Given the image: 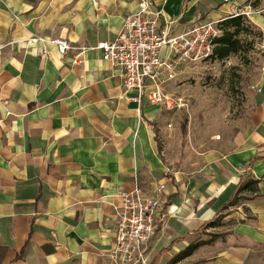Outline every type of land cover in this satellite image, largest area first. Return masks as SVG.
Masks as SVG:
<instances>
[{
  "label": "crops",
  "instance_id": "crops-1",
  "mask_svg": "<svg viewBox=\"0 0 264 264\" xmlns=\"http://www.w3.org/2000/svg\"><path fill=\"white\" fill-rule=\"evenodd\" d=\"M49 2L0 0V264H109L122 194L138 184L155 195L158 183L164 217L149 264H264V159L248 164L264 156V63L242 128L208 140L186 173L160 154L159 106L128 101L118 68L94 48L115 39L136 0H78L75 19ZM153 2L181 31L249 0ZM258 9L251 18L264 32V2ZM55 38L74 48L60 54ZM246 174L258 180L248 213L206 238Z\"/></svg>",
  "mask_w": 264,
  "mask_h": 264
},
{
  "label": "built area",
  "instance_id": "built-area-1",
  "mask_svg": "<svg viewBox=\"0 0 264 264\" xmlns=\"http://www.w3.org/2000/svg\"><path fill=\"white\" fill-rule=\"evenodd\" d=\"M254 12L258 10L249 2L230 16ZM225 18L192 23L175 31L163 20L153 0H136L135 8L124 16L115 39L98 41L94 48L100 51L103 61L118 68L128 101L138 106L146 101L173 109L180 106V98L162 88L191 64L209 59L222 34L220 22ZM42 39L38 36L31 41ZM51 42L60 54L74 48L65 38ZM79 54L74 56L73 63L78 61ZM163 188L164 183H158L156 194L151 195L134 184L122 194L121 203L115 207L116 232L108 254L109 264H149V242L164 217L160 214L159 200Z\"/></svg>",
  "mask_w": 264,
  "mask_h": 264
},
{
  "label": "rangeland",
  "instance_id": "rangeland-1",
  "mask_svg": "<svg viewBox=\"0 0 264 264\" xmlns=\"http://www.w3.org/2000/svg\"><path fill=\"white\" fill-rule=\"evenodd\" d=\"M77 1L50 0L49 6L61 9L66 14L62 16L75 19ZM249 2L252 4L254 0ZM261 2L264 0H259V4ZM259 4L253 7L261 12ZM251 15H243L248 28L239 35L238 52L224 59H206L191 64L162 88L181 100L180 106L173 109L156 108L157 118L152 121L160 154L164 159L168 158L171 167L186 173L192 171L201 164L202 151L208 140L222 142L225 135L244 125L252 109V94L264 63V32ZM247 194L240 193L234 204L219 215L214 225L209 226V232H204L206 238L225 234L243 213H248V199L242 197Z\"/></svg>",
  "mask_w": 264,
  "mask_h": 264
},
{
  "label": "trees",
  "instance_id": "trees-1",
  "mask_svg": "<svg viewBox=\"0 0 264 264\" xmlns=\"http://www.w3.org/2000/svg\"><path fill=\"white\" fill-rule=\"evenodd\" d=\"M259 4V0H254L251 4L252 6H256ZM243 15L236 16H228L220 22V27L222 29L221 36L217 39L216 44L213 48V52L209 59H224L231 53H236L240 49L241 40L239 35L246 31L248 25L244 22ZM159 147V144H158ZM264 159V156H255L249 161V166L253 165L256 161ZM258 180L246 174L244 178H242L236 185L235 194L233 198L230 200L228 205L234 204V201L237 197H239L240 193H249L247 195L242 196L243 199H250L258 194L257 188ZM228 205L224 206L226 208ZM215 218L211 222H208L206 225L212 226L215 223ZM207 241H199L194 244H190L182 253V256H188L192 253V251L201 244L208 243Z\"/></svg>",
  "mask_w": 264,
  "mask_h": 264
}]
</instances>
